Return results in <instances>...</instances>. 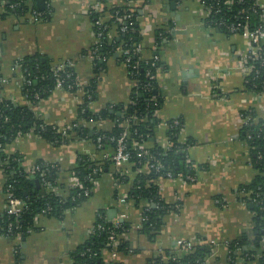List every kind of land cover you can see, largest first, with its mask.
Returning a JSON list of instances; mask_svg holds the SVG:
<instances>
[{"label": "crops", "instance_id": "crops-1", "mask_svg": "<svg viewBox=\"0 0 264 264\" xmlns=\"http://www.w3.org/2000/svg\"><path fill=\"white\" fill-rule=\"evenodd\" d=\"M26 3L33 9L23 16L3 15L0 5V99L27 105L44 123L69 132L60 144L32 131L21 133L3 152L18 154L19 165L26 172L39 161L57 164L58 187L76 177L72 171L80 157H88L96 166L111 159L114 149L97 147L91 137L98 131H110L114 119L84 121L77 108L83 102L84 87L93 80L92 112L130 102L135 80L126 66L111 57L97 72L89 56L95 42L91 13L101 12V19L106 20L112 8L125 5L137 12L141 58L160 62L155 75L162 98L156 112L158 123L143 146L164 145L167 123L178 119V142L187 144L185 157L194 180L186 179L187 174L158 179L160 196L168 203L180 199L182 205L163 217L160 229L151 237L139 231L142 208L147 204L141 201L137 206L128 195L136 175L132 163L124 162L118 168L110 163L93 181L89 196L60 217L41 211L34 216L31 232L18 238L0 236V264H73L71 253L88 241L100 211L108 220L124 214L122 221L129 224L121 237L130 250L113 251L107 246L102 253L105 262L146 264L164 250L181 252L178 241L185 240L210 252L206 264H257L261 249L253 261H231L228 254V243L243 236L252 243L256 234L253 212L237 194L239 186L256 173L248 158V145L241 138L242 113L253 109L264 120V95L244 88L243 62L252 48L249 36L224 33L208 25L198 0H44L41 10L36 0ZM45 7L50 8L47 18L34 20L32 12ZM162 33L158 45L157 34L161 37ZM114 34L111 31L110 38ZM31 56H39L51 67L71 63L78 88L54 89L36 102L27 99L18 61ZM73 123L84 127L85 133L71 130ZM5 181L0 172V214L7 199Z\"/></svg>", "mask_w": 264, "mask_h": 264}, {"label": "trees", "instance_id": "trees-1", "mask_svg": "<svg viewBox=\"0 0 264 264\" xmlns=\"http://www.w3.org/2000/svg\"><path fill=\"white\" fill-rule=\"evenodd\" d=\"M222 1L220 0L221 11L210 16L206 21L207 24L224 33L241 32V27L230 31L228 30V25L242 24L243 20L237 15V11L251 5L254 0H231V5L222 4ZM12 4H14L13 7H11ZM2 7L4 10L3 15L12 13L17 16H23L33 9L27 5L26 0H3ZM42 12L44 18H47L50 8L45 7ZM109 13L110 17L103 22L106 29L103 30L104 33L100 37L99 45H93L91 49L93 50L97 47V52L105 57L104 60L100 58L93 61L94 70L97 72L104 69L107 59L111 57H116L118 61L123 63L124 56L118 55V50L129 49L140 43L137 12L135 10H130L129 7L123 5L115 6ZM128 14H130V17H127ZM99 17H102L101 12L95 11L91 13L93 22ZM217 19L223 20L225 25L216 26L214 22ZM123 22H125L126 29L121 31L120 27ZM259 22L260 16L258 12L249 14L247 22L249 29H253ZM113 30H115V34L110 38V32ZM94 31L96 33L97 26H94ZM158 34L156 43L160 45L164 34L162 33L161 37ZM251 62L253 67L259 71L257 74L250 73L248 75V80L244 81V88L255 93H264V65L260 66V62L257 59ZM18 64L24 70L23 74L31 79L29 85H22V92L24 95L26 94L27 99L36 102L40 98L48 96L54 90L56 78L52 75L53 67L43 62L39 56L25 57L18 61ZM132 64H136L137 68L133 69L129 66L127 70L131 79L136 82L132 88L129 103L107 105L98 112H92L87 103L94 98L95 81L93 80L84 87L83 102L78 105L77 114L79 119L84 121L97 120L99 118L114 119L115 124L110 131H98L91 137L92 140L97 141L98 134H104L105 138L99 142L101 148L111 147L113 149L115 142L111 141L109 137L119 136L124 131L126 119L130 118L126 128L128 132L126 149L130 154L128 161L132 163L136 175L128 195L137 206H139L141 201L147 204L142 208L141 216L143 220L140 222L139 231L153 237L160 229L163 217L170 211L178 210L174 207V203H168L160 196L157 184L158 179L167 177V171H170L172 176L177 174L194 176V171L185 157V152L179 150L180 147L184 148L187 144L182 145L178 142V128L168 130L167 136L173 143L171 148L165 150L161 145L156 144L150 148L143 146V143L153 137L158 123L156 112L162 98L158 94L156 78L152 79L150 75H156L160 62L156 58L143 60L140 54H133L130 58V65ZM65 70L71 75L64 79L62 85L67 90L75 91L78 88L76 85V73L72 68ZM148 83H151L152 88L144 90L143 86ZM69 85L71 86L70 88H68ZM87 94H89V98ZM154 101H157L158 104L154 105ZM0 112L7 118V121H5L4 117H0V144L2 147L10 143L19 133H27L29 131L55 144H60L66 140L61 133L57 132V127L44 123L27 105H16L10 101L0 99ZM242 115L243 117H251L252 121L251 125L247 123L242 125L241 138L248 145V158L256 173L250 182L239 186L237 194L238 199L244 201L246 206L253 212L256 234L252 243H249L245 236L228 243L229 256L231 261H235L237 258L235 248L239 247L240 256H242L243 260L253 261L256 251L261 249L256 262L257 264H264V246L261 243V239L264 236V120L259 118L253 109L243 111ZM71 130H75L79 135L86 131L84 127L78 126L77 123H73ZM139 153L141 154L140 156ZM18 161V154H5L3 150L0 151V172L6 178L4 186L10 185L13 195L27 204L26 210L19 219L23 229L27 226L34 228L33 218L37 213L42 211L49 215L60 217L65 210L72 208L89 196V194L84 195L82 193L81 187L70 189L65 197L48 191L42 183L40 172L45 171V179L56 186L60 167L55 163L47 164L44 161H39L35 164L39 165L38 170L32 169L31 172H26L21 168ZM110 163H112V159H107L100 166H96L88 157L82 156L72 172L81 186L90 189L97 175L107 169ZM152 163L155 165L160 164L161 168L156 171L154 167H149V164ZM95 168L98 170L93 172ZM139 169L144 170L139 171ZM116 177L119 180H125V177L119 174H116ZM179 204L182 205V202ZM48 205L50 209H46ZM8 220V216L4 212L0 214V227L6 225ZM94 226L95 229L88 241L71 253L73 264H110L103 260L102 253L107 246L110 247L108 245L110 241L108 229L112 227V222L107 219L104 211H100L97 213ZM128 230L129 224L125 221H121L120 226L114 229L117 235L116 248L118 251L127 252L130 250L128 241L121 237ZM208 255H210V252L206 251L202 245L195 244L189 252L164 250L160 255L148 259L146 264H202L201 262ZM174 256L176 258L172 259Z\"/></svg>", "mask_w": 264, "mask_h": 264}, {"label": "built area", "instance_id": "built-area-1", "mask_svg": "<svg viewBox=\"0 0 264 264\" xmlns=\"http://www.w3.org/2000/svg\"><path fill=\"white\" fill-rule=\"evenodd\" d=\"M198 1L200 2L202 7L204 8L205 16L207 17V19L210 16H212L216 13H219L221 11L222 7H221L220 0H198ZM223 3L231 5V0H223L222 4ZM2 4H3V0H0V5H2ZM13 6H14V4L11 5V7H13ZM257 12L259 13V16H260V22L253 29H249L248 24H247L249 14L250 13H257ZM32 15H33L34 20H40V19L44 18V14L42 11H35L34 10L32 12ZM237 15L243 20V23L242 24H240V23L230 24V25H228V30L234 31L237 28L241 27L242 28L241 32L247 34L251 40L252 48L247 53L246 57L244 58V62H243L244 63V68H243L244 81H247L249 78L248 75L250 73L257 74L259 71L257 68L253 67V63L251 61L257 59L260 62V66L264 65V3L261 2V0H254V2L251 5L244 7V8H241L239 11H237ZM127 17H130V14H128ZM103 22H104V20H102L101 17H99V19H97L94 22V26H97V31L95 33L94 46L99 45L100 37L104 33L103 30L106 29V26L103 24ZM214 24L216 26H224L225 22L221 19H217V20H215ZM125 29H126V25H125V22H123V24L120 27V30L124 31ZM141 49H142L141 43H137L129 49H127V48L119 49L117 54L124 56L123 64L126 66V68L131 66V68L134 69V68H137V65L136 64L130 65L131 55L140 54ZM89 56L91 57V59L93 61L95 59H100V58H101V60L105 59L104 56H101L97 52V47H95L93 50L90 51ZM71 65H72L71 63H67V64L61 63V64L56 65L52 68V75L56 78V85H55L54 89H65L62 85L63 81H64V79L70 77V75H71V73L66 72L65 69L71 68ZM23 73H24V70H22L21 74H20L21 81L23 84L29 85L31 83V79L26 77ZM150 78H152V79L155 78V75L154 74L150 75ZM76 85L78 86V82H76ZM70 87L71 86L69 85L68 88H70ZM151 88H152L151 83H148V84L143 86L144 90L151 89ZM260 94L264 95V93H260ZM87 97L88 98L90 97L89 94H87ZM90 102H91V100L88 101V103H87L88 107H89ZM156 104H158L157 101H154V105H156ZM0 117H4L1 112H0ZM4 120L7 121V118L4 117ZM129 120H130V118L126 119V121L124 123V131L119 136L109 137V139L111 141L115 142L114 152L112 154L111 159H112L113 165L116 168L120 167L124 162H127L128 158L130 156L128 150L126 149V141H127V136H128V132H127L126 128L128 126L127 122H129ZM243 120H244V123H247L250 125L252 123L251 117H249V116H245L243 118ZM179 126H180V121L178 119H173L167 123V127L169 130L173 129V128H179ZM68 128H70V126ZM67 130L68 129H66V128L57 129V132L61 133V135L65 137ZM20 134L21 133H19L18 135H20ZM103 138H105L104 134H98V136L96 138L97 142H98L97 147H101L99 142ZM172 146H173L172 141L169 140V138L167 137V142H165V144L162 145V147L165 150H167V149L171 148ZM2 150H3V147L0 144V151H2ZM179 150L181 152H185L186 147H184V148L180 147ZM140 155L141 154L139 153V156ZM46 163L48 164V162H46ZM149 167H154V169L156 171H158L159 168H161V165L160 164L155 165L152 163V164H149ZM34 169L38 170L39 165H34ZM93 172H96V169H94ZM166 174H167L166 176L169 178L181 176V174H177L176 176H172V173L170 171H167ZM40 177H41L42 183L45 185V187L48 191H51L55 194H60L64 197L69 193L70 189L78 188V187H81L80 189L82 190V193L84 195L90 194V192H91V188L89 189V188H84L83 186H81L80 182L78 181V179L76 177H72L69 180V182L68 183L66 182V185H63L62 187L54 186L49 181H47L45 179V171L40 172ZM186 179L193 181L194 177L187 175ZM90 180H92V179L90 178ZM6 193H7V199H6V204H5V208H4V213L8 216L9 220L6 223V225L0 227V236H11V237L18 238L21 235H23V233H29L33 230L32 226H27L26 228L23 229V228H21V225L19 223V219L21 218L22 214L26 210L27 204L22 199L13 195V193L11 192V186L10 185L6 186ZM180 202H181L180 199H177L175 202H173L174 207L179 209L181 207V204H179ZM46 209H50V206L48 205ZM124 217H125L124 214H120L117 217L110 220L112 222V227L110 229H108L109 240H110L108 245L113 249V251H116L115 248L117 245V235L115 234L114 229L118 228L120 226V222L123 220ZM141 220H143L142 216H141ZM34 221H36V217L33 218V225H34ZM263 231H264V227H263ZM261 243L264 246V236L261 239ZM178 246L180 247V249L182 251L189 252L192 249L193 243L191 241L179 240ZM235 252L237 254L236 259H238V258L240 260L243 259L242 256H240V248L239 247L235 248ZM228 254H229V248H228ZM175 258H176L175 256L172 257V259H175ZM106 263L117 264L114 262H106ZM201 263L206 264V259H204Z\"/></svg>", "mask_w": 264, "mask_h": 264}, {"label": "water", "instance_id": "water-1", "mask_svg": "<svg viewBox=\"0 0 264 264\" xmlns=\"http://www.w3.org/2000/svg\"><path fill=\"white\" fill-rule=\"evenodd\" d=\"M44 0H36L37 7L41 10L43 7ZM173 5L172 2H170V6Z\"/></svg>", "mask_w": 264, "mask_h": 264}]
</instances>
